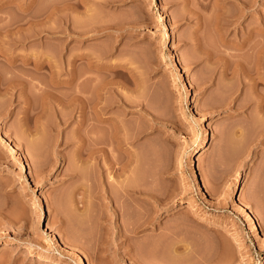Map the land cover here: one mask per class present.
<instances>
[{"label":"rangeland","instance_id":"1","mask_svg":"<svg viewBox=\"0 0 264 264\" xmlns=\"http://www.w3.org/2000/svg\"><path fill=\"white\" fill-rule=\"evenodd\" d=\"M219 1L0 0V264H264V0Z\"/></svg>","mask_w":264,"mask_h":264},{"label":"bare ground","instance_id":"2","mask_svg":"<svg viewBox=\"0 0 264 264\" xmlns=\"http://www.w3.org/2000/svg\"><path fill=\"white\" fill-rule=\"evenodd\" d=\"M215 1V5H216V3L219 1V0H214ZM222 1V0H221ZM226 1V0H225ZM225 1H224V3H225ZM231 1H234V0H231ZM235 1H237V0H235ZM220 2V1H219ZM219 2L217 3L218 4V7L221 9V8H223V7H225V6H223L222 4H221V2H220V4H219ZM242 3V2H241ZM214 7H217V5L216 6H214ZM227 8V7H226ZM226 8H225V11H226ZM215 9V8H214ZM214 9H212V10H214ZM224 9V8H223ZM222 9V10H223ZM228 9V8H227ZM201 10V9H200ZM211 10V11H212ZM216 10V9H215ZM215 10H214V12H215ZM192 11V10H191ZM217 11V10H216ZM224 10L223 11H221V12H225ZM228 11V10H227ZM226 11V12H227ZM229 11H230V8H229ZM195 12V11H194ZM217 12H220V11H217ZM216 12V13H217ZM220 12V14L219 13H217V14H219V15H221L222 13ZM232 12V11H231ZM192 13V12H191ZM226 14H228V13H226ZM233 13H231V15H232ZM222 15H224V14H222ZM246 40V39H245ZM242 41H244V40H242ZM245 42V41H244ZM243 43V42H242ZM237 44H239V43H237ZM240 46H241V44H240ZM239 47V46H238ZM243 47V46H242ZM262 47V46H261ZM251 49V48H250ZM257 53V55L260 57V55H261V50L260 51H258V52H256ZM263 53V52H262ZM255 54V53H254ZM264 55V54H263ZM255 56V55H254ZM257 56V57H258ZM239 57V56H238ZM262 58V57H261ZM235 59V58H234ZM237 59V58H236ZM173 65H175V66H180L179 65V62H178V59H177V57H174L173 59ZM259 60V59H258ZM236 61V60H235ZM256 61V60H255ZM238 62H239V60H238ZM237 62V63H238ZM262 62V61H261ZM256 63H257V61H256ZM255 63V64H256ZM235 64V63H234ZM241 64V63H240ZM242 65V64H241ZM257 65V64H256ZM261 65V64H260ZM236 66H238V65H236ZM258 66V65H257ZM38 67V66H37ZM257 69V68H256ZM259 69H260V67H259ZM258 69V70H259ZM260 71V70H259ZM258 71V72H259ZM261 72V71H260ZM178 75L180 76V75H182V71H179L178 72ZM257 75H258V73H257ZM71 78V77H70ZM261 78V77H260ZM259 78V79H260ZM72 79V78H71ZM258 79V80H259ZM69 80V79H68ZM73 80V79H72ZM71 80V81H72ZM66 81V80H65ZM256 82H257V80H256ZM68 83V82H67ZM69 84V83H68ZM71 85V84H70ZM69 87V86H68ZM71 87V86H70ZM79 92V91H78ZM82 94H84V93H86V95L85 96H83L82 94H80L81 95V98L79 97V96H75V95H73L72 97L71 96H69L68 97V95L66 96V98L67 99H63V101H62V99H61V101H60V104H62L64 101H66V103L67 104H74V103H77V99H78V103H77V107H80L79 108V110L80 111H82L83 109H84V107L85 106H87L88 105V103H89V96H88V93L89 92H82V91H80ZM72 93V92H71ZM56 94V93H55ZM54 94V95H55ZM63 96V95H62ZM75 96V97H74ZM55 97V96H54ZM58 98V97H57ZM56 99V98H55ZM59 100H60V98H59ZM59 100H58V102H59ZM90 100H92L91 98H90ZM57 101V100H56ZM76 101V102H75ZM57 102V103H58ZM62 102V103H61ZM93 101H91V103H92ZM100 102V101H99ZM46 103V102H45ZM51 103V102H50ZM55 103V102H54ZM56 103V104H57ZM64 104H65V102H64ZM63 104V105H64ZM67 104H65V105H67ZM96 104V103H95ZM100 104V103H99ZM76 104H74V106H75ZM90 105V104H89ZM69 106V105H68ZM68 106H64V107H68ZM98 106V105H97ZM70 107V106H69ZM76 107V106H75ZM257 107H258V104H257ZM259 107H260V105H259ZM258 107V108H259ZM56 108H57V106H56ZM86 108V107H85ZM82 109V110H81ZM78 110V111H79ZM82 113H83V111H82ZM81 113V114H82ZM101 115V114H100ZM262 115H264V113L262 114ZM83 116V115H82ZM104 116V115H103ZM259 116V115H258ZM101 117H102V115H101ZM203 117V116H202ZM256 117V116H255ZM26 118V117H25ZM28 118V117H27ZM36 118H37V116H36ZM99 118H100V116H99ZM104 118V117H103ZM103 118H100V119H103ZM107 117H105L104 118V120L106 119ZM263 118H264V116H263ZM38 119V118H37ZM256 119V118H255ZM26 120V119H25ZM95 120V119H94ZM97 120H99V119H97ZM107 120V119H106ZM259 120V119H258ZM261 120V119H260ZM80 121H81V119H80ZM26 122V121H25ZM36 122V121H35ZM96 122V121H95ZM99 122H101V120L99 121ZM106 122V121H105ZM38 123V122H37ZM39 124V123H38ZM98 124V123H97ZM101 125V124H100ZM116 126V125H115ZM114 127V126H113ZM115 129V128H114ZM117 129H118V127H117ZM117 130L115 129V132H116ZM116 135V134H115ZM115 135H114V137H115ZM119 135V134H118ZM117 135V136H118ZM93 136V135H92ZM96 135H94V137H95ZM97 137V136H96ZM96 137L94 138V140L97 142V140H96ZM93 138V137H92ZM117 138H121V137H117ZM98 139V138H97ZM117 140V139H116ZM118 140H120V139H118ZM122 141V140H121ZM256 142H255V144L256 145H261L262 144V141H260V140H255ZM94 142V141H93ZM95 143V142H94ZM9 144V145H8ZM7 145L10 147V149L11 150H14L15 149V147L12 145V143H8ZM95 145V144H94ZM96 145H98L97 143H96ZM94 147V146H93ZM98 147V146H97ZM98 148H100V149H98ZM98 148H96L95 147V150L94 151H91V153H93V154H91L92 155V158L94 159H92L93 161H94V163L96 162H98V158H99V155H98V153H99V151H102V150H104V151H106V149H104V147H103V149L101 148V147H98ZM94 149V148H93ZM107 152H105L104 154H106ZM22 155V157L23 158H25V156H24V154L22 153L21 154ZM103 154H101V156H102ZM100 156V157H101ZM103 156H105V155H103ZM89 157V156H88ZM110 158H111V156H110ZM102 159V158H101ZM91 160V161H92ZM111 160H113V159H111ZM92 161V162H93ZM101 161V160H100ZM91 162V163H92ZM95 163V164H96ZM99 163V162H98ZM102 164V163H101ZM95 167V166H94ZM97 167V166H96ZM101 168V167H100ZM102 168H103V165H102ZM101 168V169H102ZM123 168V167H122ZM27 169V168H26ZM97 169H99V167H97ZM97 171V170H96ZM99 172H100V170H98ZM122 173V172H121ZM119 183H121V182H119ZM121 185V184H120ZM122 186V185H121ZM124 187V186H123ZM182 207H185V212H187V216L184 218L185 220H189V219H191V215H194V214H196V213H198V211H199V205H198V203L196 202V201H191V202H189L188 204H186V205H180L177 209H181ZM249 216V215H248ZM247 216V217H248ZM249 218V217H248ZM247 218V220H249ZM249 222V221H248ZM49 235L51 236V239L54 241V242H56V243H58V244H63L64 245V247H65V249H67V251L69 252V255L73 258V259H75L76 261H77V264H86V260H85V258H84V256L79 252V250L76 248V247H74V245H71V243L69 244L68 243V241H66V240H63L61 237H59V235H58V233L56 232V231H49ZM2 246H3V243L2 242H0V249L2 248ZM22 248H24V247H21V249ZM25 253L26 254H28V255H40L41 256V260H43V261H53V257L52 256H46V255H41L40 253H38L36 250H34V249H32V248H26V250H25Z\"/></svg>","mask_w":264,"mask_h":264}]
</instances>
